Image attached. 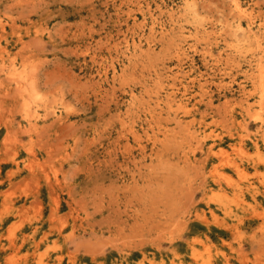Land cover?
Returning <instances> with one entry per match:
<instances>
[{
    "label": "rangeland",
    "instance_id": "1",
    "mask_svg": "<svg viewBox=\"0 0 264 264\" xmlns=\"http://www.w3.org/2000/svg\"><path fill=\"white\" fill-rule=\"evenodd\" d=\"M263 98L264 0H0V264H264Z\"/></svg>",
    "mask_w": 264,
    "mask_h": 264
},
{
    "label": "bare ground",
    "instance_id": "2",
    "mask_svg": "<svg viewBox=\"0 0 264 264\" xmlns=\"http://www.w3.org/2000/svg\"><path fill=\"white\" fill-rule=\"evenodd\" d=\"M12 2H13V1H12ZM234 9L236 10V12H238V13L240 12V13H241L240 7H239V5H238L237 3L234 4ZM193 27H194V26H193ZM196 28H197V27H196ZM180 31H181V30H180ZM248 31H249V30H248ZM204 32H205V31H204ZM34 40H35V39H34ZM35 41H36V40H35ZM256 46H257V45H256ZM257 65H258V63H257ZM258 66L260 67V65H258ZM258 66H257V67H258ZM259 67H258L257 70H259V72H260V70L262 71V68L260 67V68H261V69H260ZM258 79H259V78H258ZM204 95H205V94H204ZM260 98H262V96H260ZM263 99H264V98H263ZM208 102H209V101H208ZM247 107H248V106H247ZM259 107H260V106H259ZM244 109H245V108H244ZM258 109H259V108H258ZM260 123H261V122H260ZM45 125H46V124H45ZM241 140H242V139H241ZM211 148H212V147H211ZM232 148H233V147H232ZM238 148H239V147H238ZM234 150H235V149H234ZM203 223H204V222H203ZM224 225H225V224H224ZM256 239H257V238H256ZM262 240H263V239H262Z\"/></svg>",
    "mask_w": 264,
    "mask_h": 264
}]
</instances>
